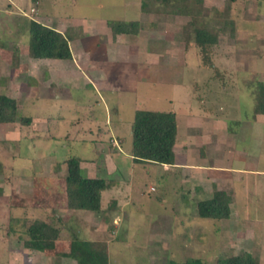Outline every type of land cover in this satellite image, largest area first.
<instances>
[{
    "label": "rangeland",
    "instance_id": "obj_1",
    "mask_svg": "<svg viewBox=\"0 0 264 264\" xmlns=\"http://www.w3.org/2000/svg\"><path fill=\"white\" fill-rule=\"evenodd\" d=\"M129 2L43 0L36 5L32 0H0V93L22 100V116L32 118L27 126L0 124V264H74L57 256L69 251L74 234L107 242L110 264H167L192 258L217 264L242 251L264 264V115L255 114L254 88L256 81H264V0H204L198 20L218 36L209 58L194 39L183 40L193 16L177 14L164 3L147 15L144 36L153 33L155 24L157 40L152 46L161 51V68H153L148 59L150 71L166 81V63H176L178 84L150 86L144 81L134 92L133 64L129 59L121 64L119 58L106 64V83L115 91L100 97L78 73L74 77V66L69 79H42L48 62L64 71L72 65L30 59L29 19L55 24L60 19L64 27L81 17L139 21L140 12L129 8ZM149 41L141 42L149 47ZM148 64L138 72L140 79L148 77ZM29 85L36 88L27 89ZM138 108L176 114V162L208 167L204 188H190L193 178L188 172L183 178L162 165L130 158L131 125ZM256 117L262 120L253 135ZM69 158L80 160L86 176L105 177L112 186L101 212L67 208L64 177ZM243 167L258 173L248 174L242 183L227 176ZM215 188L233 198L229 219L198 214V203L212 198ZM26 204L35 207L19 206ZM52 215L66 226L64 241L50 254L26 249L18 237L20 226L18 234L8 235L11 218Z\"/></svg>",
    "mask_w": 264,
    "mask_h": 264
},
{
    "label": "trees",
    "instance_id": "obj_2",
    "mask_svg": "<svg viewBox=\"0 0 264 264\" xmlns=\"http://www.w3.org/2000/svg\"><path fill=\"white\" fill-rule=\"evenodd\" d=\"M43 0H32L39 5ZM171 9L177 14L193 16L188 24L187 32L183 36L186 43L194 39L203 53L208 56L212 46L217 45L218 36L208 29L206 23L198 20L204 0H143L142 10L151 13L162 6ZM166 3V4H165ZM195 13V14H194ZM196 15V16H195ZM109 26L117 34H138L141 29L139 22H109ZM71 37L57 31L55 28L36 19L28 20V54L36 60L54 59L62 61L73 60L70 47ZM209 58V56L207 57ZM19 64V57L15 58ZM256 94V115H264V81L254 83ZM22 100L0 93V124L29 125L31 117L22 116ZM132 149L131 158L136 163L175 165V146L178 138V121L171 111H152L140 109L135 114L131 127ZM67 174L64 177L66 205L71 211L93 212L97 214L103 208V193L110 188L106 178H91L84 174L81 162L77 158L66 160ZM3 190H0L2 193ZM116 206L117 203L113 202ZM233 198L224 190L214 189L213 197L198 203V214L205 219L225 220L232 216L231 204ZM13 206L16 205L13 201ZM18 205V204H17ZM24 208L35 206L19 205ZM63 225L62 227L60 225ZM21 228V237L24 247L29 250L50 254L59 248L64 241L62 233L66 226L61 218L52 215L48 219L11 218L8 235L18 234ZM24 236V237H23ZM62 259L74 261V264H110L108 243L104 241H86L79 234L69 241V251L57 252ZM167 264H205L199 258L188 259L183 262L169 261ZM217 264H259L253 254L242 251L229 257H222Z\"/></svg>",
    "mask_w": 264,
    "mask_h": 264
},
{
    "label": "crops",
    "instance_id": "obj_3",
    "mask_svg": "<svg viewBox=\"0 0 264 264\" xmlns=\"http://www.w3.org/2000/svg\"><path fill=\"white\" fill-rule=\"evenodd\" d=\"M142 1L143 0H130V2L128 3L129 8L136 9L141 14L139 21H133V22L141 23V29H140V32L138 34H121V33L117 34L109 26V22H111V20L103 19V18L98 20V19H92V18L89 19L87 17H81L78 20H75V22H72V19H70L71 24L65 23V27L63 26L64 22H62V20H60V19H58L57 24H55L54 22L50 23V21L45 23V24L55 28L57 31H59L63 34H67V36L71 37L72 40L70 41V47H71V51H72V55H73V60L67 61V62L71 63L72 66L70 69H67L66 71H64L63 69L56 70L55 68H51L52 66H50V65L53 62H48L47 66L44 67V70H43L44 74H43L42 79L44 81H49L51 79H53V81H55L57 79L58 80L63 79V81H64V79H69L70 74H72V72H71L72 67L74 66V69H75L74 77L75 78H76V74L78 73L83 78V80H85L88 83V85L93 89V91H95L97 93V95L99 93H102L104 95L106 92L115 91V87L113 85L106 83V82H108L107 78L110 76V73H109L110 67L108 69L106 67V64L111 66L112 61L115 62L116 61L115 58H119L118 60H119V62H121V64H125L126 59L127 60L129 59L133 64V67H134L133 68V72H134L133 74H134V76H136V83L134 85V92L139 91L141 83H143L144 81L147 82V84H149L150 86H153V85L155 86L157 84H165V85L178 84L179 82H177V81L175 82V79H178L179 77L174 76V71L176 70L174 65H176V63H173V62H167L166 63L167 66H165V68H164L166 70V73H164V74L168 75V76L166 75V77H167L166 81L164 79H162L163 78L162 75L157 76L153 70L150 71L149 66L151 65V63L149 62L150 60L148 61V59L152 60V63H153L152 67L153 68L154 67L161 68V66L158 65L160 63V59H158V56L161 53V51H159V50L156 51L155 48H154L155 49L154 50L153 46H152L153 43L157 40L155 24H153V27H152L153 33L152 32H151L152 34L149 33V35L147 37L144 36V35H146L145 34L146 31L144 30V28H145L144 26L146 23L145 17L147 15H151V13H146L142 10ZM70 20H65V21H70ZM63 21H64V19H63ZM113 22H120V21L113 20ZM124 22H126V21L124 20ZM60 26H62V27H60ZM159 34L161 35V33H159ZM147 38L149 40H151V42L153 41L152 44L149 41V43H150L149 47L146 46V43L142 44V42H141V41H144L145 39L147 40ZM102 51L104 53L106 51V54H101ZM30 59H32V58H30ZM33 60H36V59H33ZM42 60L51 61L54 59H42ZM156 61H157V63H156ZM146 63H149L147 66V69L150 72H148V77H145V79H140L138 76V72L140 71V69L142 67L143 68L146 67ZM53 64H55V63H53ZM80 64H81V66H80ZM57 65H62V64H57ZM29 76L32 77V79L37 80L36 76H33L32 74L31 75L29 74ZM71 77H73V76H71ZM180 79H182V78L180 77ZM54 83L49 85L50 89H51V87H55ZM58 85H59L58 87L61 88L60 84H58ZM31 87L36 88L33 85H29L27 89H29ZM27 92H28V90H27ZM98 96L100 97V95H98ZM79 101L83 102V99L81 98V99H79ZM108 105H109V103H108ZM108 110H109V108H108ZM138 110H140V109L139 108L136 109V112ZM146 110H148V109H146ZM107 112L108 111L106 110V113ZM136 112H135V114H136ZM115 113H117V112L115 111ZM258 119L259 118L256 117L254 120L255 125L253 127V135H255V133H256V128L258 127V123H260L259 121L262 120V119H259V120ZM261 122H264V121H261ZM131 127H132V125H131ZM256 138H257V136L255 137V139ZM256 147H257V144H256ZM131 149H132V147L129 149V155L130 156H131ZM174 150H176V146H175ZM255 151L256 152L258 151L257 148L255 149ZM119 152L122 153L121 149ZM151 165H156V164H151ZM163 168L165 169V171H172L173 173H176V174L182 176L183 178H185L187 172L190 173V175H192V178H193V179H190V181L192 183V187H190V188H204V186H206V183L208 182V177H209V175H207L206 173L208 171H211L210 169H208V167L198 166V165H195L193 163L181 164V163L176 162V160H175V165H164ZM221 169H224V168L221 167ZM228 173H230V175H227V176H230L232 180L235 181V179H236V181H237L238 179H240V183H242V182H244L245 176H247L248 174L252 175L253 173H258V172L253 170L252 168L249 169L248 167H243V169H235L234 171H229ZM92 178H95V177H92ZM214 186L215 185H212V188H214ZM111 187L103 193L102 202L104 201L105 193H107L113 189ZM234 188H241V187L238 185L237 186L234 185ZM119 206H120V204H118V207ZM103 207H104V205H103Z\"/></svg>",
    "mask_w": 264,
    "mask_h": 264
}]
</instances>
